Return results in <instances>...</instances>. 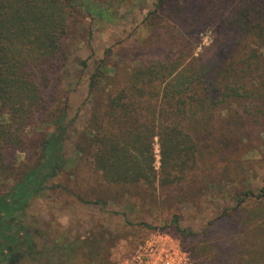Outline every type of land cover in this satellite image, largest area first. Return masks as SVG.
<instances>
[{"label": "trees", "instance_id": "16d2710c", "mask_svg": "<svg viewBox=\"0 0 264 264\" xmlns=\"http://www.w3.org/2000/svg\"><path fill=\"white\" fill-rule=\"evenodd\" d=\"M159 2L145 15L152 30ZM210 6L214 16L220 14V20L212 43L196 56L182 61L170 53L176 43L170 25L176 26L175 18H180L182 11L179 4L172 3L165 11L160 10L166 23L154 29L158 46L166 48L161 55L153 53L134 61L124 78L119 73L109 76L100 58L88 75L90 110L85 127L75 137L74 149L80 160L99 172L101 191L155 182L180 190L188 173L205 164L201 137L209 131L216 107L224 103L256 102L263 111L261 120L257 116L254 122L264 124V0H212ZM77 10H86L99 21L113 17L107 9L87 0H0V177L12 173L13 153L22 150L26 142L25 128L52 127L39 139L34 167L39 165L41 170L27 168L11 185L12 192L0 195V236L6 240L0 244L1 264H17L21 259L49 264V251L57 252L64 260L61 264L82 248L87 256L92 255L90 244L79 237H58L37 249L15 235L21 226L27 227L23 197L28 191H41L42 184L65 165L61 139L69 119L58 70L66 57L62 38L72 12ZM247 36L254 37V47L244 42ZM81 64L84 66L85 61ZM120 77L125 83L116 87ZM154 142L158 170L153 168ZM210 171L207 167L201 178H207ZM204 186L202 183L199 188ZM20 189L19 196L12 195ZM102 196L87 199L75 194L81 202L100 208ZM249 199L264 203V186L257 192L246 188L237 193L230 211ZM171 224L184 234L176 216H172ZM260 249L263 256L253 264H264V243ZM89 263L94 264L93 260Z\"/></svg>", "mask_w": 264, "mask_h": 264}, {"label": "rangeland", "instance_id": "374dc122", "mask_svg": "<svg viewBox=\"0 0 264 264\" xmlns=\"http://www.w3.org/2000/svg\"><path fill=\"white\" fill-rule=\"evenodd\" d=\"M87 1L107 9L113 17L99 21L86 10L72 12L69 29L62 38L66 57L58 70L60 93L66 97L69 119L61 139L65 165L42 184L41 191H28L23 197L27 227L21 226L16 237L37 249L58 237H79L90 244V257L82 248L64 264H90V260L94 264H136L134 255L144 249L145 243L154 245L150 258L141 257L146 259L145 264L258 262L263 256L260 247L264 243V203L249 199L236 211H230L237 193L246 188L257 192L264 186V124L254 122L257 116L261 120L263 110L256 102L233 100L216 107L209 131L201 137L205 164L188 173L180 190L155 182L151 186L138 183L101 191L102 187L97 185L101 180L99 172L80 160L74 149L75 137L85 127L89 115L87 77L97 60L104 59L109 76L119 73L124 78L134 61L153 53L161 55L166 48L158 46L154 29L165 22L160 10L165 11L172 3L179 4L182 11L181 17L175 18L176 26L170 25L176 38L170 53L182 61L196 56L212 43V33L220 20L219 13H212V0ZM158 2L156 27L152 30L145 15ZM244 42L250 47L256 45L252 36L244 38ZM123 78H119L116 87L125 83ZM51 128L50 124L25 128L26 142L22 150L13 153L12 173L7 178L0 177V195L11 193V185L27 168L41 170L39 165L34 167L39 156L38 143L40 136ZM153 149V168L158 170L155 142ZM207 167L211 171L202 179ZM202 183L205 186L199 188ZM22 190L12 195L19 196ZM75 194L87 199L101 194L104 203L101 208L98 204L83 203ZM172 216H176L184 234L173 229ZM5 242L0 236V244ZM48 254L49 264L64 262L56 251ZM17 264L36 263L21 259Z\"/></svg>", "mask_w": 264, "mask_h": 264}, {"label": "built area", "instance_id": "2783aa9c", "mask_svg": "<svg viewBox=\"0 0 264 264\" xmlns=\"http://www.w3.org/2000/svg\"><path fill=\"white\" fill-rule=\"evenodd\" d=\"M144 249L137 250L133 259V263L136 264H145L143 262H146V259H141L142 256H145L147 259L150 258L153 254L154 245L152 243H145ZM144 251V253H142Z\"/></svg>", "mask_w": 264, "mask_h": 264}]
</instances>
